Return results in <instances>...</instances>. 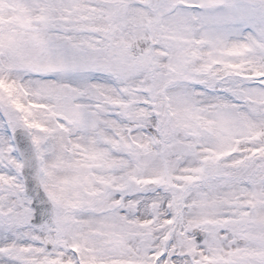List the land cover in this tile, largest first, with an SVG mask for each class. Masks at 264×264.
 <instances>
[{
  "label": "snow or ice",
  "instance_id": "6c2138e0",
  "mask_svg": "<svg viewBox=\"0 0 264 264\" xmlns=\"http://www.w3.org/2000/svg\"><path fill=\"white\" fill-rule=\"evenodd\" d=\"M0 264H264V0H0Z\"/></svg>",
  "mask_w": 264,
  "mask_h": 264
}]
</instances>
